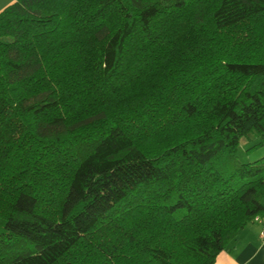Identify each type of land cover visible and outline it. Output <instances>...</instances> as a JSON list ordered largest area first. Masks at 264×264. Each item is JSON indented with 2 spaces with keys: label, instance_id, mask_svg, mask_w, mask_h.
<instances>
[{
  "label": "trees",
  "instance_id": "trees-1",
  "mask_svg": "<svg viewBox=\"0 0 264 264\" xmlns=\"http://www.w3.org/2000/svg\"><path fill=\"white\" fill-rule=\"evenodd\" d=\"M264 0H15L0 13V264H215L264 213Z\"/></svg>",
  "mask_w": 264,
  "mask_h": 264
},
{
  "label": "crops",
  "instance_id": "crops-1",
  "mask_svg": "<svg viewBox=\"0 0 264 264\" xmlns=\"http://www.w3.org/2000/svg\"><path fill=\"white\" fill-rule=\"evenodd\" d=\"M14 2L15 0H0V13ZM260 231L259 225L249 223L238 232L228 248L218 255L215 264H264Z\"/></svg>",
  "mask_w": 264,
  "mask_h": 264
},
{
  "label": "rangeland",
  "instance_id": "rangeland-1",
  "mask_svg": "<svg viewBox=\"0 0 264 264\" xmlns=\"http://www.w3.org/2000/svg\"><path fill=\"white\" fill-rule=\"evenodd\" d=\"M261 139L255 135H250L246 139L241 140V146L238 151V157L242 163H252L264 157V144L257 148L251 149L259 145Z\"/></svg>",
  "mask_w": 264,
  "mask_h": 264
},
{
  "label": "built area",
  "instance_id": "built-area-1",
  "mask_svg": "<svg viewBox=\"0 0 264 264\" xmlns=\"http://www.w3.org/2000/svg\"><path fill=\"white\" fill-rule=\"evenodd\" d=\"M252 223L257 224L261 227L260 231V244L264 253V213L254 217Z\"/></svg>",
  "mask_w": 264,
  "mask_h": 264
}]
</instances>
